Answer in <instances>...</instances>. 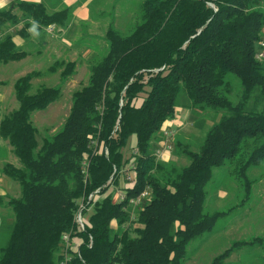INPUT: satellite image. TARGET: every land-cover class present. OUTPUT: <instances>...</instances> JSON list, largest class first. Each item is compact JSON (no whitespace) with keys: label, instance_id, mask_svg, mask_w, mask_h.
<instances>
[{"label":"trees","instance_id":"1","mask_svg":"<svg viewBox=\"0 0 264 264\" xmlns=\"http://www.w3.org/2000/svg\"><path fill=\"white\" fill-rule=\"evenodd\" d=\"M140 11L131 33L107 30L105 55L74 91L62 127L40 147L33 113L56 101L61 88L32 92V82L58 71L66 77L75 63L56 61L14 82L18 107L0 117V139L17 164L1 172L21 195L0 198L12 213L1 228L8 239L0 264H58L65 234L77 243L71 264H186L189 244L237 208L206 211L214 172L226 167L240 183L238 206L250 200L248 172L264 162V60L255 57L264 0H143ZM69 18V8L49 10L43 1L0 9V63L26 58V47H44L48 30L60 33ZM232 79L241 88L236 101ZM181 106L196 117L192 131L203 134L200 142L193 132L191 141L176 138L173 154L184 165L156 155L164 123ZM145 189L149 198L133 207L130 199ZM91 194L97 199L89 202ZM82 203L86 224L78 231ZM255 245H264V234L234 242L211 264H229L235 250Z\"/></svg>","mask_w":264,"mask_h":264},{"label":"rangeland","instance_id":"2","mask_svg":"<svg viewBox=\"0 0 264 264\" xmlns=\"http://www.w3.org/2000/svg\"><path fill=\"white\" fill-rule=\"evenodd\" d=\"M142 1L43 0L49 10L69 8V26L62 35H58L56 31L49 33L46 49L39 46L33 48L31 46L29 49L26 47V50L31 52L26 58L7 64L0 63V82L5 81L7 84L0 90V117L18 107L12 92L13 83L17 78L32 71L45 73L56 61L74 62L75 69L66 77H61V71H58L53 75L45 74L32 82V92L41 86H60L61 88V95L56 101L46 109L33 113L32 119L39 128L37 140L40 147L43 139L50 138L62 127L69 114L74 91L87 84L91 64L105 55L107 30L114 28L124 34L131 33L140 20ZM38 50H40L39 53ZM232 85L235 94L233 99L236 101L241 88L235 79H232ZM181 109L188 110L186 121L183 120L184 124L188 123V126L179 133H176L172 125L169 126L174 132L173 149L170 152V159L162 160L184 165L185 159L173 154L176 138L191 141L190 134L193 132L194 139H199L200 142L203 134L192 131V124L196 121L194 113L182 106L178 111ZM134 144L135 137H131L129 146L132 147ZM197 145L196 143L193 147L196 151H198ZM6 163L17 164L11 148L0 139V198L20 197V186L1 172ZM248 176L254 181L252 195L248 203L238 206L243 196L240 183L229 174L226 167L214 172V179L208 186L206 211H226L235 206L237 208L235 207L225 218L220 219L212 232L189 244V259L186 264H211L214 257L224 252L234 242L249 241L264 234V162L252 167ZM11 214L10 209L0 204V246L5 245L8 239V229L1 231V228L11 221ZM229 264H264V245L243 246L235 250L229 259Z\"/></svg>","mask_w":264,"mask_h":264},{"label":"built area","instance_id":"3","mask_svg":"<svg viewBox=\"0 0 264 264\" xmlns=\"http://www.w3.org/2000/svg\"><path fill=\"white\" fill-rule=\"evenodd\" d=\"M48 32H52V29H49ZM1 39V36H0ZM257 60H264V38L262 40H260L259 42V46H258V50L256 52L255 55ZM162 146L159 147L156 150V155L161 158L163 156L164 153L167 152H171L173 149V144H172V139L174 138V132L173 130H168V129H162ZM128 182L132 183L133 182V173H131L130 175H128L127 177ZM118 196V200H125V194L124 193H120L117 195ZM150 196V191L149 189H145L143 192H141L139 195H137L134 198L130 199V204L133 207H139L142 205V203L147 200ZM97 197L94 196V194H91L88 198V201H94L96 200ZM83 203L80 205L79 211L76 214L75 217V222L77 225V230L78 231H84L85 230V224H86V219L83 216ZM63 242L65 244V251H64V256L62 257V259L59 261L58 264H71L72 260H73V254L72 251H76L77 250V243L76 241H74V239L70 237L69 234H65L63 236Z\"/></svg>","mask_w":264,"mask_h":264},{"label":"crops","instance_id":"4","mask_svg":"<svg viewBox=\"0 0 264 264\" xmlns=\"http://www.w3.org/2000/svg\"><path fill=\"white\" fill-rule=\"evenodd\" d=\"M18 1H27V2H31V3H39V2H42L43 0H0V9H3L5 7H8V6H13V4H15ZM21 27H22V24H20L17 27V29L18 28L20 29ZM65 30L66 29L62 30L60 33H58V35L59 34L60 35L64 34L65 33L64 32ZM28 31L30 33H32V34L34 33V30L33 29H29ZM49 33H51V32H47L48 37H49ZM14 41H15V43L18 46H24L25 45L23 39H21L18 35H16V37L14 38ZM46 42H47V44L44 46L45 49H46V47L48 45V39H46ZM2 82H5V81H2ZM12 92H13V88H12ZM177 110H179V108ZM178 112H179V118H178ZM187 112H188V110H186V109H181L180 111H177L176 118L173 119V120H169V121L165 122L162 129H165V130L168 129L169 130V129H172L173 128V129L176 130V133H179L181 130L184 129V127H187L188 126V123L184 124V121H183V120L186 119ZM180 120H182V121H180ZM171 125H172V128H169V126H171ZM157 143L161 145L162 144V140L159 138V142H158V139H157ZM170 155H171L170 152L164 153L163 156L161 157V159H163V160L166 161V160L170 159Z\"/></svg>","mask_w":264,"mask_h":264}]
</instances>
